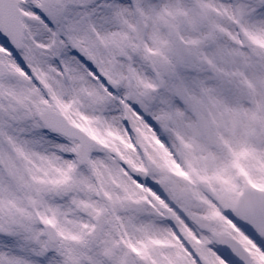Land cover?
<instances>
[{"label":"snow or ice","instance_id":"obj_1","mask_svg":"<svg viewBox=\"0 0 264 264\" xmlns=\"http://www.w3.org/2000/svg\"><path fill=\"white\" fill-rule=\"evenodd\" d=\"M0 264H264V0H0Z\"/></svg>","mask_w":264,"mask_h":264}]
</instances>
